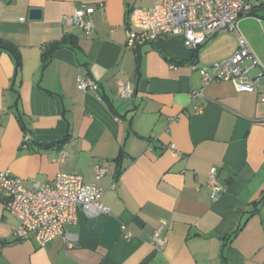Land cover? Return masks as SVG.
Here are the masks:
<instances>
[{
  "label": "crops",
  "instance_id": "1",
  "mask_svg": "<svg viewBox=\"0 0 264 264\" xmlns=\"http://www.w3.org/2000/svg\"><path fill=\"white\" fill-rule=\"evenodd\" d=\"M152 2L0 0V40L20 56L17 67L0 48V170L30 187L51 182L57 171L91 183L95 165L109 169L98 181L109 212L87 216L78 208L66 226L71 247L61 237L44 246L15 239L17 220L0 197V264L264 262V47L239 30L257 60L241 62L260 76L257 91L212 81L192 99L202 84L189 63L229 58L237 32L220 30L195 51L181 35L128 49L130 10ZM83 6L94 7L88 34L61 21ZM30 8H40L41 18L29 19ZM81 74L98 90H79ZM139 78L146 79L143 90ZM126 83L129 97L122 96ZM211 167L223 186L217 200L207 184ZM161 220L167 243L158 249L152 235Z\"/></svg>",
  "mask_w": 264,
  "mask_h": 264
},
{
  "label": "built area",
  "instance_id": "2",
  "mask_svg": "<svg viewBox=\"0 0 264 264\" xmlns=\"http://www.w3.org/2000/svg\"><path fill=\"white\" fill-rule=\"evenodd\" d=\"M252 5L251 0H153L149 7H134L130 10L125 45L128 49L138 50L155 39L181 35L185 47L195 51L220 30L236 31L238 45L232 56L199 68L195 63H189L191 70H199L202 84L200 89L191 93V98L202 95V88L212 81H228L237 91L255 92L258 90L260 76H251L250 67L242 66L241 62L246 57L252 58L253 63L257 60L238 29L239 19L247 16ZM93 11L94 7L83 6L63 16L61 21H70L88 34L94 27ZM170 67L176 69L177 65L171 64ZM263 75L264 66L261 69ZM77 88L96 91L98 84L90 76L81 74L77 79ZM131 93L132 87L126 83L122 96L129 97ZM260 100L264 101V95ZM30 138L29 133L23 135L24 147ZM168 147L175 156L181 155L173 143L168 144ZM107 173L108 167L95 165L94 181L85 183L78 174L57 171L51 182L34 183L26 187L9 170H0V197L6 211L17 220L12 226V236L17 240L32 238L39 246L61 237L64 244L71 247L74 239L67 232L66 226L75 221L78 208L87 216L109 212V208L102 202L103 191L98 184ZM207 184L212 199L217 200L223 192V186L217 179L216 167L210 168ZM164 226L165 221L161 220L152 235V242L158 249L167 243V237L162 231Z\"/></svg>",
  "mask_w": 264,
  "mask_h": 264
},
{
  "label": "rangeland",
  "instance_id": "3",
  "mask_svg": "<svg viewBox=\"0 0 264 264\" xmlns=\"http://www.w3.org/2000/svg\"><path fill=\"white\" fill-rule=\"evenodd\" d=\"M256 6L253 14L239 19V30L254 43L264 47V9L258 6L264 0H251ZM249 37V38H248Z\"/></svg>",
  "mask_w": 264,
  "mask_h": 264
},
{
  "label": "trees",
  "instance_id": "4",
  "mask_svg": "<svg viewBox=\"0 0 264 264\" xmlns=\"http://www.w3.org/2000/svg\"><path fill=\"white\" fill-rule=\"evenodd\" d=\"M258 6H260L261 8L264 9V2L260 3ZM255 7L256 6L253 4L252 7H251V9H250V11H249V13L251 15L253 14V11H254ZM65 43H66V40H65ZM55 47H56V44H54L53 46H51L48 51L51 53L54 50ZM0 48L6 50L7 52H9L14 57L15 62H16V66L18 67L19 62H20V56H19V53L17 51V48L14 45H12L10 43H7L5 41H2V40H0ZM46 53L43 54V61L44 62H46L47 56H48ZM17 116H18V119L20 120L21 119V116H20L19 113H17ZM23 130H24V132H30L25 126H23Z\"/></svg>",
  "mask_w": 264,
  "mask_h": 264
},
{
  "label": "water",
  "instance_id": "5",
  "mask_svg": "<svg viewBox=\"0 0 264 264\" xmlns=\"http://www.w3.org/2000/svg\"><path fill=\"white\" fill-rule=\"evenodd\" d=\"M29 19H40L41 18V9L40 8H30L28 13ZM146 79L139 78L137 89H145Z\"/></svg>",
  "mask_w": 264,
  "mask_h": 264
}]
</instances>
